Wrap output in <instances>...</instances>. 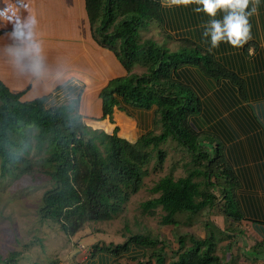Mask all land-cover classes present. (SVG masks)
Segmentation results:
<instances>
[{"label":"trees","instance_id":"trees-1","mask_svg":"<svg viewBox=\"0 0 264 264\" xmlns=\"http://www.w3.org/2000/svg\"><path fill=\"white\" fill-rule=\"evenodd\" d=\"M84 1L94 41L112 52L126 71L100 90L101 120L114 124L115 108L135 118V112L156 107L162 131L145 132L131 142L118 135L117 126L111 133L93 129L78 111L80 90L68 105L47 103V96L22 101L24 93L11 91L8 86L15 87L14 81L8 77L0 81V176L30 175L31 158H40L42 166H48L51 185L42 194L39 216L43 221L52 219L73 237L86 223L106 222L121 212L142 188L151 152L162 164L165 154L159 146L171 139L192 163L185 177H162L151 189L158 196L143 202V211L161 208L160 223L176 225L179 213L196 215L213 207L216 191L225 216L232 222L244 220L236 191L243 184L247 189L254 177L264 188V53L256 52L257 42L264 39V0L249 17L252 38L245 48L225 41L213 48L210 36L203 35L210 17L194 10L196 0L177 6L161 0ZM153 21L182 37V46L170 51L141 42L140 29ZM248 43L255 47L250 54ZM135 65L144 72L132 73ZM190 68L201 71L203 85L191 80ZM0 73L5 76L6 71ZM225 113L229 117H221ZM220 137L227 140V148ZM246 153L262 162L252 165ZM196 177L202 178L196 181ZM208 233L204 239L178 238V249L168 264H220L215 237L210 229ZM158 243L134 235L119 244L95 243L87 255L103 252L120 257L130 246L146 249ZM157 251L148 264L152 259L165 264L163 249ZM11 256L0 257V264L14 262L16 257Z\"/></svg>","mask_w":264,"mask_h":264},{"label":"rangeland","instance_id":"rangeland-1","mask_svg":"<svg viewBox=\"0 0 264 264\" xmlns=\"http://www.w3.org/2000/svg\"><path fill=\"white\" fill-rule=\"evenodd\" d=\"M49 2V0H31V7L36 13L38 20V23L34 26V40L39 44L40 48L42 44L46 45L45 40L48 41V39L53 38L52 35L48 34L47 29L43 27L45 25L42 24V18L47 17V6H44V3L48 4ZM70 2H73V0H70ZM17 3L18 6H20L19 0H17ZM84 4L85 1L82 0L81 5L84 6ZM181 4L184 3H172L167 6H177ZM40 6L42 7L41 11ZM70 9H72V4ZM86 22L87 24L84 27V32L97 51L99 50L102 53L100 59L102 65L104 67L109 64L110 66L114 65L119 70V77L125 75L126 71L115 55L109 50L100 47L94 41L88 18ZM7 27L10 29L11 24ZM162 27L158 22L153 21L147 27L140 29L139 34L141 42L150 41L170 51L179 49L182 46L180 42L182 37L174 33L169 26L167 27V25H165V27H163L165 29ZM164 30L166 32H164ZM5 37H10L11 40H8V45L0 46L1 57L6 63L12 64L14 61L23 62V64L20 63L19 69H17L18 72L21 71L20 82L18 81L19 84L15 87L8 86L7 84L6 86H8L11 91L23 92L24 95L21 97L22 101L47 96L49 98L47 103L68 105L70 102L65 99L64 95L53 97L52 94L69 80V78H64L63 74L68 70L66 68L68 60H74L79 56L77 53H73L72 49L76 47L75 50H77V46L80 48L82 44L81 37H73L68 40L61 39L60 42L62 43L61 47L63 49L60 48L57 50V45L50 49L41 48L38 57L36 54H27L23 55L19 60L9 51V47L23 46L22 42L11 36L9 32L4 29H0V39ZM260 39L261 42H257L258 48L256 52L264 53V39ZM245 46L246 43L243 48H245ZM253 49H255L254 45L248 43L247 52L250 54L253 52ZM36 58L42 61L43 71L42 74L39 75L32 69V65ZM117 69L115 68L116 72H118ZM131 71L139 75L144 72V68L135 65ZM189 71L191 77L193 76L191 79L193 82H195L193 80L195 79L198 83L204 84L202 82V73L200 70L190 68ZM116 72L112 74L109 71L98 70L96 72L90 69L89 72H87L89 77L75 73L82 80L86 81L79 80L80 84L78 85L82 93L78 111L82 116L83 122L93 129L103 130L106 133H108V129L105 128V121L101 120V108L98 112L97 108L95 111L94 104L96 100L100 101V90L109 80L113 79L110 78L105 81H100L99 78L119 74ZM41 76H44V78L50 77L49 81H47V85L41 88L40 90L42 91L38 92L35 96H30L35 84L33 80ZM0 81H6L2 73H0ZM100 85L101 88H99ZM204 89L208 93L207 88L205 87ZM208 95L211 96V94ZM50 96H52L53 99ZM85 99H88L90 108L92 107V112H94V114H90V112L86 111L84 108L83 103ZM218 106L219 108L221 107L220 104ZM220 110L223 111V109ZM223 116L226 118L229 117L226 113L221 117ZM134 119L136 121L137 131L134 125L129 122L120 124V128L114 122L112 129L117 126L119 128L118 135L131 142L136 140V136L138 138L140 134H144L145 132L158 135L162 131V124L156 107L150 110L135 112ZM233 139L235 138H232V140ZM220 142L227 148V140L224 137H220ZM159 148L164 151L165 154L163 163L159 164L156 160L155 153L151 152L152 160L145 165L146 176L143 178V186L136 194L129 197L122 211L106 222L86 223L78 232V236L76 235L73 237L66 235L60 229L59 224L52 219L43 221L39 216L38 209L40 207L42 194L45 190L50 188L51 185V181L47 174L48 166L46 164L42 166L40 158H31L32 170L30 175L21 176L13 172L4 177L0 176V257L3 260H7L8 258H12L11 255H14L16 259L10 264H59L61 262L64 264H80L81 250L84 251L86 255L90 250V246L95 243L119 244L127 241L131 236L142 235L160 242L156 246H149L146 249L142 248L147 259L150 260L149 256L153 253L154 255L160 253L157 250L162 248L163 254L165 255V264H168L172 259V255H174L178 249V238L184 237L187 239L188 236H192L195 239H204L208 237L209 229L212 231L216 242L229 238L234 239L236 244L239 240L251 242L252 240L249 235L245 234L241 236L238 233L239 228L242 232H245V229L248 228V223H245V221L232 222L229 217H226L223 212V202L220 200L221 197L216 191L214 194L217 196L218 200L213 207L205 209L196 215L187 212L179 213L175 216L176 225H162L160 223L161 217L164 215L161 208L154 209L152 213L143 211L141 204L158 196V194L153 193L151 189L162 177L172 176L175 179L185 177L187 175V167L189 163H192L190 155L171 139L161 143ZM246 155L252 165L262 162L260 159L251 160L250 154L246 153ZM258 173L262 174V171L260 170ZM201 178L202 177H196L194 180L200 181ZM254 196L257 200L264 198V188H260L257 185L255 177L254 180L250 181L247 190H244L242 187L236 191V198L239 202H242V204L248 200L250 201V199L252 200V198L255 199ZM222 227L226 232L221 230ZM186 235L187 237H185ZM187 242L189 241L187 240ZM222 249L223 247L221 244L216 245L215 253L220 258V261L225 260L222 257L223 255L226 256L225 251ZM74 257L75 259H73ZM133 261L134 260L127 258L122 259L120 263L114 264H135Z\"/></svg>","mask_w":264,"mask_h":264},{"label":"crops","instance_id":"crops-1","mask_svg":"<svg viewBox=\"0 0 264 264\" xmlns=\"http://www.w3.org/2000/svg\"><path fill=\"white\" fill-rule=\"evenodd\" d=\"M49 1L50 2L48 4L44 3V6H47V17L42 18V22H43L42 24L45 25L43 27L47 29L48 34L52 35L53 38L48 39V41L45 40L46 45L42 44L41 48L50 49L57 45V50H59L60 48H62L61 47L62 43L60 42L61 39L68 40L73 37H81V42L83 44V45L81 44L80 48H78L77 46V50H75L76 47H73L72 49V52L77 53L79 56L74 60L73 59L68 60V64L66 65V68L68 70L63 75L64 78H69V80L65 82L63 86H61L56 92L52 94L53 97L64 95L65 99L69 101L72 97H74V94L79 92V88H78V85L80 84L79 80L84 81L76 74L88 76L87 72H89L90 69L96 72L98 70L109 71L112 74H114V72H116L115 68L117 69V67L114 65L110 66V64L104 67L100 62L102 53L99 50L97 51L93 43L89 41V38H87V35L84 32V27L87 24L86 22L87 18L85 15L84 6L81 5L82 0H73V2H70V0L68 1L49 0ZM71 4H72V9H70ZM41 10L42 7L40 6V11ZM8 40H11L10 37H5L3 39H0V46L8 45ZM55 40L58 43H56ZM20 63L23 64V62H17V61H14L12 64L8 62L6 63V61L2 57L0 58V70L1 72L6 71L5 76L3 75V77L5 80H8L7 79L8 77H12V80L14 81V83H12L13 86H17L19 84L18 81L20 80L21 71L18 72L17 69H19ZM116 73H119V70ZM119 75L120 73L116 75H112L110 77H100L99 80L105 81L106 79L119 77ZM49 78L50 77L44 78V76L43 77L41 76L40 78L33 80L35 84L30 96H35L38 92L42 91L40 89L44 88L47 85V81H49ZM99 88H101V85ZM52 96L50 97L52 98ZM83 106L86 109V111L90 112V114H94V112H92V107L90 108L88 99L84 100ZM94 106H95L94 107L95 111L97 108V112H98L101 108V101L96 100ZM112 118L118 127L122 123L129 122L134 125L137 131L135 119L129 117L124 112L119 111L118 109L115 108L113 111ZM104 121L106 123L105 128L108 129L107 132L111 133L113 130L112 129L113 124H110L107 119H105ZM244 186L245 185L243 184L242 187L245 190L246 188H244ZM242 192H246V191H242ZM240 203L245 218L242 221L248 223L247 224L248 228L245 229L246 230L245 232H242L241 229L239 228L238 233L241 236L245 234L249 235L252 241L249 240L251 242H246V241L244 242V240H239V242L236 244V241H234V239L229 238L226 240H220L219 242H216V245L221 244V246L223 247L222 250L225 251L226 253V256L224 255L222 256L225 260L223 261L221 260L220 264H264V198H261L259 200H257L256 198L255 199L252 198V200L250 199V201L248 200L244 202V204H242V202ZM221 230H223V227L221 228ZM223 232L226 231L223 230ZM127 258L135 260L133 261L135 264H137V262L139 261H141V264L144 263L146 264L149 261V259H147V257L145 256L144 250L142 248H138L136 246H130L128 251L123 253L122 256L120 257H114L111 254L103 253V252H98L93 256H88L87 254L85 255V252L81 250L79 263L80 264H114V263H120L122 259H127ZM73 259H75V257ZM154 263L155 262L151 260V264ZM59 264H64V263L61 262Z\"/></svg>","mask_w":264,"mask_h":264},{"label":"clouds","instance_id":"clouds-1","mask_svg":"<svg viewBox=\"0 0 264 264\" xmlns=\"http://www.w3.org/2000/svg\"><path fill=\"white\" fill-rule=\"evenodd\" d=\"M166 5L172 3H191L192 0H162ZM262 0H196V12H206L210 19L204 26V37L211 39L213 48L219 47L221 41L234 47H242L252 38V25L249 17L257 11ZM0 0V29L22 42L23 46L9 47L19 60L23 55L36 54L40 47L34 40V26L38 23L37 15L31 7V0ZM251 5V7H250ZM222 12L218 17L217 13ZM11 24L9 29L7 26ZM32 69L42 74V61L36 58Z\"/></svg>","mask_w":264,"mask_h":264}]
</instances>
